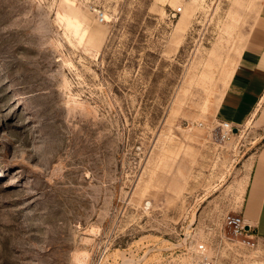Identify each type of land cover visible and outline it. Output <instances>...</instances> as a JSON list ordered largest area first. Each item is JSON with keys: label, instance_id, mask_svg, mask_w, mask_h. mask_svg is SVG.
I'll list each match as a JSON object with an SVG mask.
<instances>
[{"label": "rangeland", "instance_id": "rangeland-1", "mask_svg": "<svg viewBox=\"0 0 264 264\" xmlns=\"http://www.w3.org/2000/svg\"><path fill=\"white\" fill-rule=\"evenodd\" d=\"M255 15V0H0V264H191L199 242L217 264H264V238L229 224L264 95L228 138L214 116Z\"/></svg>", "mask_w": 264, "mask_h": 264}, {"label": "crops", "instance_id": "crops-1", "mask_svg": "<svg viewBox=\"0 0 264 264\" xmlns=\"http://www.w3.org/2000/svg\"><path fill=\"white\" fill-rule=\"evenodd\" d=\"M256 15L243 49L215 110L219 123L235 128L255 115L264 95V0H255ZM241 214L251 231L264 238V148L251 165L245 182Z\"/></svg>", "mask_w": 264, "mask_h": 264}, {"label": "built area", "instance_id": "built-area-1", "mask_svg": "<svg viewBox=\"0 0 264 264\" xmlns=\"http://www.w3.org/2000/svg\"><path fill=\"white\" fill-rule=\"evenodd\" d=\"M175 15L176 14H174V16ZM98 17L101 22H104L105 17L102 13H99ZM234 128L235 127L230 123H220L221 137L223 139L228 138L230 134H233ZM229 224L233 226L235 234L237 235H243L244 233L251 231V229L246 225L243 217H229ZM190 258L191 264H217L215 257L209 253L208 246L205 242H199L193 246Z\"/></svg>", "mask_w": 264, "mask_h": 264}, {"label": "water", "instance_id": "water-1", "mask_svg": "<svg viewBox=\"0 0 264 264\" xmlns=\"http://www.w3.org/2000/svg\"><path fill=\"white\" fill-rule=\"evenodd\" d=\"M233 133H238V128H234Z\"/></svg>", "mask_w": 264, "mask_h": 264}]
</instances>
